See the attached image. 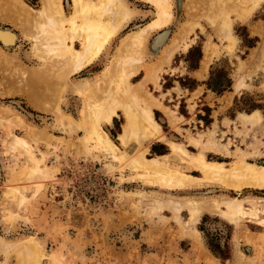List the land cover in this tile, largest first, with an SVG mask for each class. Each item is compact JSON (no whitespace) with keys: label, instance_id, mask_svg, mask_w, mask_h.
I'll return each mask as SVG.
<instances>
[{"label":"rangeland","instance_id":"374dc122","mask_svg":"<svg viewBox=\"0 0 264 264\" xmlns=\"http://www.w3.org/2000/svg\"><path fill=\"white\" fill-rule=\"evenodd\" d=\"M22 1L31 8L41 4ZM121 1L131 10L129 19L94 62L68 73L57 106L46 111L33 109L28 101L27 72L18 63L31 69L47 66L50 78L64 66L63 58L44 47L42 57L35 54L33 45L42 44L29 33L40 28L29 26L27 32L28 26L17 22L0 26V33L15 36L7 45L1 39L6 52L0 55V65L5 66L0 68V264H264V185L229 186L207 179L169 143L178 142L196 155L202 152L227 169L239 160L257 170L264 165V0H172L171 21L149 33L144 63L131 79L138 84L148 76V68H155L142 89L164 139L136 128L122 143L118 135L125 118L118 109L110 121L96 123L117 144L123 154L118 159L104 151L86 118L87 100L97 92L89 88L98 81L104 84L102 70L111 63L120 39L143 26L155 11L144 0ZM62 4L69 16L72 0ZM221 19H227L228 26ZM186 22V31L177 34ZM64 24L69 27L67 20ZM52 35L47 34L46 42L58 44ZM74 45L81 47V37ZM192 46L202 48L204 60L206 49L211 55L205 70L202 59L199 84L187 89L194 78L187 73L184 57ZM166 47L172 52L159 62ZM218 68L228 73L231 87L222 93L205 90L210 71ZM83 83L86 90L80 88ZM242 96L262 104V109H254L258 123L240 120V113L254 110L233 109L234 97ZM198 116L211 121L206 124ZM18 137L27 143H19ZM139 149L164 167L200 180L177 189L156 182L150 170L128 162ZM231 197L240 200L246 212L226 217L220 203L186 224L188 199L213 204ZM178 202L182 206L175 217Z\"/></svg>","mask_w":264,"mask_h":264},{"label":"bare ground","instance_id":"6f19581e","mask_svg":"<svg viewBox=\"0 0 264 264\" xmlns=\"http://www.w3.org/2000/svg\"><path fill=\"white\" fill-rule=\"evenodd\" d=\"M144 1L154 7V16L149 22L126 33L120 39L111 63L102 70V81H105L104 84L98 81L95 87L89 88L90 92L93 89L97 90V92L90 95L94 99L90 100L91 98L88 97L90 99L87 100L86 118L90 120L96 138L101 142L104 151H108L113 158L118 159L123 158V154L118 150L117 144L96 124L101 119L110 121L112 115L118 109L122 110L125 118L122 131L118 135L122 143L129 136L133 135L136 128L140 129L146 136H151L158 140L164 139L161 126L153 115L152 102L146 99V97L144 98L142 89L144 81L149 78V74L155 68H148V76L143 78L138 84L132 83L131 79L137 74L139 67L144 63L143 49L149 33L153 29L166 26L171 21L172 0ZM192 1L190 0L189 2L191 3ZM3 2L12 9L11 13H15L13 21L17 22V25L21 23L23 26H28L24 30L28 29L30 31L29 26L40 28V33L38 31L35 34L34 32L32 34L29 33L35 41L42 44V46H38L37 43L33 45V51L38 57L43 56L42 51H46L44 50L45 48L49 53L52 52V54H57L60 58H63L64 66L55 76L50 78L47 75L48 69H45L47 66L31 69V67H26L22 61L18 63V67L23 68L24 73L27 72V88L25 92L28 101L35 109L43 111H46L50 106L52 108L57 106L56 103L60 98V92L63 89L68 73L78 72L94 62L131 16V10L121 0H72V10L69 16L65 15L61 0H41L39 8H31L22 0H3ZM249 10L239 13L244 14ZM222 12L220 11V14ZM65 20L69 24L68 28H65ZM210 20L212 22L216 21L214 17H210ZM221 20L223 21V25L225 24V27L228 26L227 19ZM187 26L188 22L182 23L177 34H183ZM52 33V37L58 41V44L46 42V38H48L47 34ZM0 37L6 43H12L14 40V36L9 31L1 32ZM78 37H81L80 48L74 45V41ZM67 38L70 42H66ZM42 47L44 48L42 49ZM209 51L210 48L206 49L207 58H205L206 60L203 59L204 70L210 60L211 51ZM171 52L172 47H166L162 52L159 62L167 61ZM7 60L10 61V58ZM113 76L115 78L110 80L114 84H106V80ZM80 88H85L86 90L87 83H83ZM259 119L258 110H254L251 113H240V120L243 124L254 125L259 122ZM38 135L43 136L44 134L39 133ZM18 138L19 143L23 145L27 143L23 138ZM169 143L172 149L182 156L185 162L198 168L207 179H216L229 186H240L243 183L264 185V165L259 167L260 170H257L252 163L239 160L236 166L227 169L223 166L222 162L206 159L202 152L196 155L178 142L170 140ZM145 149L147 150V148ZM145 149H139L135 152L128 162L134 167L150 170V176L156 182H160L168 188L177 189L185 188L189 184L200 180V178L183 173L178 169L166 168L155 158L150 159L145 157ZM186 202L189 204L190 210L189 219L186 221V224L195 223L199 218L201 210L216 208L220 203L223 206V209L220 211L226 217L232 218L237 213L246 212L243 209L242 202L234 197L213 204L208 200L198 201L191 198ZM178 204L179 206L174 205L176 206L174 209L175 217L178 216L181 203L178 202Z\"/></svg>","mask_w":264,"mask_h":264},{"label":"trees","instance_id":"16d2710c","mask_svg":"<svg viewBox=\"0 0 264 264\" xmlns=\"http://www.w3.org/2000/svg\"><path fill=\"white\" fill-rule=\"evenodd\" d=\"M252 46V45H250ZM201 56V48L199 46H192L188 49V52L185 56V60L188 61L189 66L191 68H195L198 59ZM194 59L193 62L191 61V59ZM193 83L192 85L188 86V89H192L196 86V84L198 83V81H196L195 79H192ZM180 81L181 85H184L183 82ZM206 85L207 88L216 92V93H222L224 90H227L231 87V78H229L228 73L223 69V68H218V70H213L212 72L210 71V75L208 80H206ZM170 86H166V88H168ZM246 99L242 96L238 98V97H234L233 100V109L235 110H245V111H252L254 109H262L263 106L261 103L255 102L254 100H246ZM183 106L182 104L179 105V111L180 112H185L186 110L184 109L183 111ZM210 108L208 106H205V110L208 111ZM154 113L157 114L158 111L154 110ZM209 114V112H208ZM199 118H201L202 120L204 119V123L208 124L211 121V118H209L208 116L204 117V116H198ZM153 150V147H152Z\"/></svg>","mask_w":264,"mask_h":264},{"label":"crops","instance_id":"0c3cea01","mask_svg":"<svg viewBox=\"0 0 264 264\" xmlns=\"http://www.w3.org/2000/svg\"><path fill=\"white\" fill-rule=\"evenodd\" d=\"M61 3H62V0H61ZM8 6V7H7ZM62 6H63V4H62ZM11 8L9 7V5H7L5 2H3V0H1L0 1V26L1 25H3V26H6V25H8V26H10L11 24H12V22H14L13 21V19H14V15H15V13H11ZM3 12V13H2ZM11 15H10V14ZM10 16V17H9ZM12 16V17H11ZM9 18V19H8ZM151 20V19H150ZM149 20V21H150ZM148 21V22H149ZM147 23V22H146ZM145 23V24H146ZM9 29H11L10 27H8ZM161 30V29H160ZM10 32V31H9ZM12 35L14 36V34L12 33ZM14 40H15V36H14V38H13ZM3 40V39H2ZM2 40H1V37H0V55H3V53H5L6 51L3 49V42L7 45V44H11V43H6L4 40H3V42H2ZM13 40V41H14ZM162 40V37H160L159 39H156V44H159L160 43V41ZM13 43V42H12ZM9 52V51H8ZM188 52V51H187ZM11 53V52H10ZM5 55V54H4ZM13 57L14 56H11L10 58H11V60H13ZM202 59H203V51H202V48H201V56H200V58L198 59V61H197V64H196V67L195 68H191L190 66H189V62L188 61H186L185 60V57H184V62L186 63V68H187V73H188V75H190L191 77H193L196 81H200L199 80V78L197 77V74L199 75L200 74V69H201V65H202ZM3 67H5L3 64L2 65H0V68H3ZM4 69V68H3ZM208 73V72H207ZM207 73L204 75V77L207 75ZM203 74V73H202ZM204 77H201V78H204ZM203 82V81H202ZM197 84H199V83H197ZM173 87V86H172ZM171 87V88H172ZM169 88V87H168ZM196 87H194L193 89H195ZM188 89V88H187ZM208 88H207V85L205 84V90H207ZM167 90H169V89H167ZM205 90H203V91H205ZM204 93V92H203ZM29 105V104H28ZM30 107H32L31 105H29ZM165 106V105H164ZM33 108V107H32ZM33 109H35V108H33ZM113 121V120H112ZM111 121V122H112Z\"/></svg>","mask_w":264,"mask_h":264}]
</instances>
